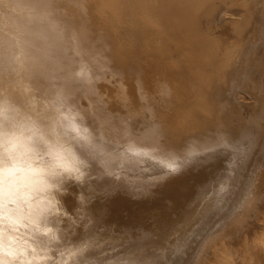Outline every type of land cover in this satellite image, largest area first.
I'll return each mask as SVG.
<instances>
[{"label":"bare ground","instance_id":"6f19581e","mask_svg":"<svg viewBox=\"0 0 264 264\" xmlns=\"http://www.w3.org/2000/svg\"><path fill=\"white\" fill-rule=\"evenodd\" d=\"M263 26L264 0H0V264H213L224 240L247 248ZM242 57L251 101L234 94Z\"/></svg>","mask_w":264,"mask_h":264},{"label":"rangeland","instance_id":"374dc122","mask_svg":"<svg viewBox=\"0 0 264 264\" xmlns=\"http://www.w3.org/2000/svg\"><path fill=\"white\" fill-rule=\"evenodd\" d=\"M202 8H203V12H202L203 15H201L202 18H204L208 14L209 9H213V11H211L212 14H211L210 18L208 19V23L210 24V29L212 31L224 30L225 31L224 32L225 33L224 38L229 37V33L232 30V28L230 26V21L224 23L223 29L220 27L221 26L220 25V22H221L220 21V17H221L220 15H222V12L225 9V5L222 3L217 5V3L215 1H214V3H210L209 1H207L206 3L204 2L202 4ZM261 28L263 29V37H264V26ZM260 45H261V43H257L256 48L260 47ZM246 53H247V51L245 52V50H243L241 52L242 55H246ZM256 54H257V52H256ZM256 54L254 53V56ZM240 64L241 65L238 69L240 71V82L236 85L237 89L234 92V94H235V96L240 95L242 100L251 101L250 96L245 91H243V89H240L241 86L244 85L247 81V77H248L247 72L249 71L250 60L248 58L242 57V59L240 60ZM241 108H243V107L241 106ZM256 163H257L256 164V171L254 172V178H253V183H252V187H251L252 192L250 195V205L249 206H250V208L255 207L256 210L260 211V214H261L260 217L262 220H260V221L255 220L253 215L243 216L239 220V222L242 224V225L240 224L241 230L246 231L245 228H247L248 233L246 234V236H247V240H248L247 241L248 247L246 248L244 244H241L239 246V245H237L236 241H234V240H230V241L224 240L222 245L219 246L220 250H221V251L217 252V253H219V255L216 253V255L212 258L213 264H226V263L227 264H235V263H237V264H245V263L246 264H259V263L264 264V248L255 242L256 238L254 235L255 230H257L259 232L262 229H264L263 228L264 227L263 226L264 225V221H263V219H264V217H263L264 216V193L262 194V191H264V156H261V160H258ZM261 183H262V186H261L262 189H261L260 193H258V191L260 189L259 185H261ZM241 199L244 200L242 197H241ZM245 202L246 201L242 202V204L244 205ZM243 211L245 212L246 209H244ZM243 211L241 212L240 215H243V213H244ZM262 223H263V225H261ZM226 224L227 223H225V225L221 228L220 232L224 231V233L225 232L228 233L231 231V229L227 230V228L229 226H227ZM38 228H39V233H40V230H41L40 224L38 225ZM225 236L226 235L223 234V237H225ZM252 240L254 241V243ZM233 248L235 249V251ZM239 248H240V250H239ZM249 250L251 251V253ZM249 253L252 255H250ZM204 254H205V248H202L198 257H202ZM228 254H231L232 261H231V258L229 257ZM235 254H237V255H235ZM224 255H226V256H224ZM214 260H216V261H214ZM240 261H241V263H240ZM195 264H201V262H198V263L196 262Z\"/></svg>","mask_w":264,"mask_h":264},{"label":"clouds","instance_id":"9594fccd","mask_svg":"<svg viewBox=\"0 0 264 264\" xmlns=\"http://www.w3.org/2000/svg\"><path fill=\"white\" fill-rule=\"evenodd\" d=\"M12 152L11 147L6 146L5 148V157ZM15 172L16 176H19L20 169L18 167H13L11 163H9V167L4 169L5 180L6 182L12 181V172ZM10 186V185H9ZM60 186V174L51 175V178L48 181V187L52 190H58Z\"/></svg>","mask_w":264,"mask_h":264}]
</instances>
